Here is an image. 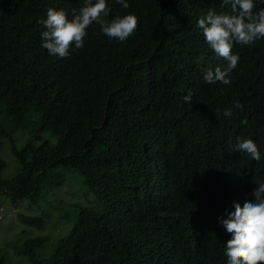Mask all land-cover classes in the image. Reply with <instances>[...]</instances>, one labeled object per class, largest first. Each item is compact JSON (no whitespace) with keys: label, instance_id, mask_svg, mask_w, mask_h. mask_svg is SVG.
Here are the masks:
<instances>
[{"label":"trees","instance_id":"1","mask_svg":"<svg viewBox=\"0 0 264 264\" xmlns=\"http://www.w3.org/2000/svg\"><path fill=\"white\" fill-rule=\"evenodd\" d=\"M83 2L0 0V137L33 114L57 137L53 145L27 141L13 149L18 171L0 177V194L12 202L31 198L57 165L75 169L96 194L95 206L76 207L72 227L47 256L35 248L49 237L13 248L30 264H227L231 234L220 218L234 202L252 201L264 181V38L234 43L239 62L231 83H208L204 69L227 62L209 48L197 21L230 6L126 0L124 9L106 0L108 19L138 18L127 40L109 39L94 23L82 48L73 46L65 58L49 54L40 35L47 9L71 18ZM257 8L264 3L257 0ZM225 109L232 114L225 117ZM238 138L252 139L261 159L237 150ZM49 216L18 214L38 229Z\"/></svg>","mask_w":264,"mask_h":264},{"label":"clouds","instance_id":"2","mask_svg":"<svg viewBox=\"0 0 264 264\" xmlns=\"http://www.w3.org/2000/svg\"><path fill=\"white\" fill-rule=\"evenodd\" d=\"M117 2L124 9L129 7L126 0ZM259 2L264 3V0ZM224 6H230V11L209 9L198 19L197 25L202 29L209 48L227 62L224 69L205 68L203 79L208 83L219 81L228 85L231 83L230 74L239 62V56L232 51L234 43L250 45L264 38V8H257V0H222ZM110 11L106 0H84L78 10H72L71 18L64 10L49 7L46 18L40 21L45 29L40 34L42 47L51 55L68 57L73 46L76 49L84 46L87 30L94 23L109 39L124 42L138 27V18L127 13L108 19ZM204 59L202 55L200 61ZM191 97L189 90L184 97L185 102L190 103ZM231 114L230 109H225V117ZM236 149L246 152L253 160L261 159L252 139L238 138ZM251 196L252 201H246L242 206L234 202V211L228 212L226 218H220L221 224L231 234L225 244L227 264H264V181L258 183Z\"/></svg>","mask_w":264,"mask_h":264},{"label":"rangeland","instance_id":"3","mask_svg":"<svg viewBox=\"0 0 264 264\" xmlns=\"http://www.w3.org/2000/svg\"><path fill=\"white\" fill-rule=\"evenodd\" d=\"M38 119L36 114L30 115L24 126L9 136L0 137V158L4 161L0 172L2 179H9L18 171L13 149H21L27 141L35 146L56 142L57 137L42 128ZM2 126L7 128L8 123L3 122ZM58 175L63 179L60 185L54 183ZM78 205L95 206L96 194L83 183L80 173L61 165L47 170L37 194L31 198L12 202L6 194H0V257H4L3 264H30L26 256L19 255L13 248L28 237H49L43 246L35 248L39 256H47L55 241L72 227ZM42 212L50 215L44 229L29 227L18 218L19 213L36 215ZM59 215L63 220L58 218Z\"/></svg>","mask_w":264,"mask_h":264}]
</instances>
